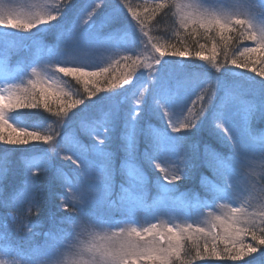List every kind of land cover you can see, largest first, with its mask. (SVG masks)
I'll return each mask as SVG.
<instances>
[{
	"label": "snow or ice",
	"instance_id": "1",
	"mask_svg": "<svg viewBox=\"0 0 264 264\" xmlns=\"http://www.w3.org/2000/svg\"><path fill=\"white\" fill-rule=\"evenodd\" d=\"M79 3L77 7V0H17L13 6L0 0V32L4 34L0 144L12 146L0 153V210L39 215V197L49 191L59 197L58 207L66 213H50L46 231H41L39 221L17 223L20 216L11 212L0 216V264H194L213 258L235 262L255 253H259L256 264H264V163L259 171L253 163L257 156L264 161V142L251 143L238 133L241 120H264V0H150L137 6L129 0ZM173 9L177 42H161L151 34L149 22ZM101 13L112 29V40L119 41L121 33L130 35L134 44L150 53L143 63L140 56H122L126 71L119 78L110 75L111 64L89 65L77 55L85 46L105 42L99 28L93 30L88 23ZM84 24L88 27L81 30ZM10 30L17 38L11 44ZM45 33L57 39L51 49L43 45L47 51L35 62L38 66L26 62L12 70L3 64L15 48L28 49L31 38L40 41ZM182 36L191 38L195 48ZM236 40L251 41L253 46H244L230 57L228 46ZM61 47L70 52H60ZM193 57L218 75L193 65ZM148 59L153 63H147ZM168 64L180 69L177 77L165 71ZM196 67L199 72L190 70ZM234 69L261 77L260 90L244 102L242 115L235 105L226 103L237 98L236 84L228 78ZM64 78L81 84L84 97L66 90ZM190 82L200 92L181 119L176 110H183ZM220 93V103L214 104ZM91 111L103 119L89 123ZM154 118L162 122L160 126L153 125ZM70 122L92 140L81 143L75 134L66 138L62 129L69 128ZM197 133L214 135L228 146L227 153L215 151L206 139L194 138ZM8 153L38 158L19 167ZM57 158L75 167L65 172L68 165L59 164ZM145 164L161 173L160 199L151 204L145 195ZM201 167L212 172L211 180L200 176L206 198L198 193L187 198L173 195L177 183ZM53 168V180L65 189L63 194L39 183V175ZM117 170L125 187L114 200ZM193 208L201 213L208 209L199 223L187 222ZM141 212L183 217L184 222L142 226L137 219ZM13 231L18 236L23 232V246L9 241ZM37 236H42V244H34Z\"/></svg>",
	"mask_w": 264,
	"mask_h": 264
},
{
	"label": "rangeland",
	"instance_id": "2",
	"mask_svg": "<svg viewBox=\"0 0 264 264\" xmlns=\"http://www.w3.org/2000/svg\"><path fill=\"white\" fill-rule=\"evenodd\" d=\"M4 3L9 4V5H15V3L17 2V0H3ZM110 2L112 4H116L118 2V0H110ZM95 3H102V0H95ZM79 6H81L79 4ZM91 10V9H89ZM128 19H131L130 17ZM104 14L101 13L100 15H96L94 14L93 19H91L88 23L93 25V30H96L97 28H99V31L101 32L102 35H104L106 37L105 42L102 45H88L83 47L78 53L77 55L80 57V59L84 62L87 63L89 65H96V66H100V67H106L109 64L113 65L115 63H118L120 61H122L121 57L122 56H130L132 53L135 52H139V56L141 57V62L143 63V57L144 56H150V53L148 52H144L143 51V45H138V44H134L133 39L130 35H126L124 33H121V38L119 39V41H115L111 39V32L112 29L111 27L104 23ZM135 22L133 21V24ZM88 27V24H84L82 25V29H85ZM137 36H140L141 34L139 32H136ZM17 38L12 36V30L9 31V37H8V42L14 43L15 40ZM25 39H29L28 37H25ZM56 35H53V38L50 41H44L41 37L40 41L35 40L34 38H31L30 43H31V47L28 49H23V48H15V50L8 55L6 58L3 59V64H7V66L12 69L15 70L17 68H22L23 65L28 62V63H32V66H38L35 62L39 61L44 55H46V51L45 49H43V45H48L49 49H51V47L56 43ZM247 41V40H245ZM244 41V42H245ZM119 43L120 47L116 48L115 44ZM247 43L252 45L251 41H247ZM249 46V47H251ZM4 47V34L2 32H0V49H2ZM129 49L128 51H124L123 49ZM60 52H70V50L64 49L63 47L60 48L59 50ZM118 53V54H115ZM0 56H3L2 51H0ZM166 59V58H165ZM168 60V59H167ZM114 61H116L114 63ZM147 63H153L152 59H148L146 61ZM199 62H195V60H192V64L193 65H203L205 68H207L208 72L210 73V71H215L211 68V66H207L205 65L206 62H202L203 64H198ZM190 70H194L199 72L200 68L196 67V68H190ZM137 71H147L144 69H137ZM165 71L169 74L170 77L174 78L177 77L180 74V69L175 65V64H168L165 67ZM27 73L30 74L31 73V67H29L27 69ZM15 74V72H14ZM212 75H215L213 73H211ZM237 73H232L228 78L232 79L234 81V83L236 84V90H235V94H236V99L233 100L232 98H229L226 103L230 104V105H235V109H238L241 112H243V104L245 101H251L253 99V94L256 93L258 94L260 88H251L248 84H246V80L244 79H234L235 77H237ZM28 78L27 75H25L23 77V79L26 81ZM143 79V78H142ZM240 80V81H239ZM134 84H139L138 81H134ZM202 86V85H201ZM128 87V86H125ZM188 88H189V94L187 99L184 102V107L183 110L180 111V109L176 110V115L179 118H183L185 115L188 114V107L191 106V101L193 99H195L196 95L199 94L200 92V88L196 86V83H189L188 84ZM135 90V89H133ZM150 94L148 92H145V96H149ZM219 95H223V93H220ZM218 96V95H217ZM117 100H119L120 98L117 97ZM126 107V105H125ZM107 110V105H106V109ZM103 119V116L98 114L97 112L95 113H91V120L89 121V123L91 122H99L100 120ZM154 126H160L161 125V121L156 120L155 118L152 121ZM251 124H252V120L248 121L247 123H244L243 120H241L240 126L238 128V133L239 135H241L244 139L248 140L251 143H255V144H259L261 142H264V132H260L258 133V139L256 140H252L249 137V131L251 129ZM77 127L73 128L74 130H72L69 134L65 135L66 138H71L73 134L76 135V138L79 139L81 141V143H87L90 142L92 140L91 137H89L87 135V133L81 128L79 130V132H77ZM102 131V129H101ZM213 148V147H212ZM224 149H222V151H218L215 149V151L217 152H221V153H227L228 151V146L226 144H224L223 146ZM214 149V148H213ZM142 151V149H141ZM121 158H122V153L120 154ZM33 158H38V156H34L32 158H28L24 161H21V165L24 166L25 164L28 163V161L30 159ZM58 159V158H57ZM254 165L256 166L257 171L260 170L259 166L261 163H264V161H261V159L259 158V156H257L254 161H253ZM116 168L119 169V161H116ZM143 167V171L145 174V179L146 181H148V185H147V190L145 192V195L148 198V203L151 204L154 200L158 201L160 199V193L162 191V189L160 188V184H161V179H159L161 177V173L156 170L154 168V165H142ZM50 171L53 174L52 170H49L47 172V175H50ZM245 172H247V169H244ZM200 176L201 174H203L207 180H211L212 179V172L211 170L201 167L200 168V173H198ZM200 176H199V182L200 184H202L201 180H200ZM115 178L118 180V182L115 183L114 187H116V184L119 187V194L121 193V188L125 187V185L122 184V181L124 180V177H122L119 173V171L117 170L114 175H113V180L115 181ZM121 179V180H119ZM207 181H205L206 183ZM264 183V182H261ZM178 187H184L180 182L177 183L176 188ZM176 188L174 189V191L176 190ZM114 189L113 188V194H114ZM173 191V192H174ZM118 194V196H119ZM190 194H188L187 192L183 193L180 197H185L187 198ZM201 197L206 198V194L204 192V189L202 190V193L199 194ZM115 197V199L118 198ZM191 205H194V201H190L188 202ZM208 211V209H204L203 213H206ZM203 213L201 212H197L193 210L189 213L190 214V219L187 220L188 223H199ZM114 215L116 219H119V213H115ZM138 222L142 225V226H147L148 223H159V222H167V223H174V224H182L184 222V218H175V217H169L167 215H163V214H147L144 212H141L138 214L137 216ZM15 226V225H14ZM41 240L43 238H40ZM0 242H3V235L0 234ZM43 243V241L41 242V244ZM254 262L256 263V261L254 260ZM209 264V263H208ZM252 264V263H250Z\"/></svg>",
	"mask_w": 264,
	"mask_h": 264
},
{
	"label": "trees",
	"instance_id": "3",
	"mask_svg": "<svg viewBox=\"0 0 264 264\" xmlns=\"http://www.w3.org/2000/svg\"><path fill=\"white\" fill-rule=\"evenodd\" d=\"M130 3L133 4V6H137V5H144L145 3L149 2V0H129ZM79 0H77V7H79ZM173 12L174 9L172 10V12H169L167 15L161 14L159 16H157L155 18L154 21H150L149 22V26L152 28V32L151 34L156 37L157 39H160L161 42L165 41V40H171L173 43L177 42V38L173 35L174 33V16H173ZM54 34L51 33H45V35L42 37V39L44 41H50L53 38ZM234 38L235 35L233 34ZM181 38L185 39L186 44L187 45H191L192 48H195V43L191 40V38H187L186 36H182ZM201 43H204V39L200 40ZM211 46V42H209V47ZM244 46H251V44L247 43V41H239L236 40L234 44H230L229 47V56L231 57L232 55H238L239 52L242 50V48ZM139 52H135L132 53L130 56H139ZM168 60H176L179 58L176 57H165ZM221 62H223L224 57L223 54H221ZM191 60H195V62H199L198 64H203L202 61L196 59V58H191ZM130 63V61H129ZM125 62L122 60L118 63H115L112 65V68L110 70V75L115 76L117 78H119L125 71ZM204 65V64H203ZM207 65V64H205ZM208 67L210 65H207ZM228 67H231L230 65H228ZM214 70V69H213ZM210 73H213L215 75H218L217 73H215V71H210ZM232 73H237V77H235L234 79H244L246 80V84H248L252 89L253 88H260V80L261 77L256 76L255 73L253 72H248L246 70L243 69H234ZM240 81V80H239ZM63 86L65 87L66 90H70L73 93H75L77 95L78 98H83L84 97V92H83V87L81 84H77L75 82V80L71 79V78H64V84ZM99 95H105V93L101 92L99 93ZM221 96L223 95H218L216 97H214V104H219L221 101ZM96 111H91V113H95ZM70 127L69 128H64L62 129V132L64 135L70 133L72 130H74L73 128H75L77 125L72 124V122H70ZM264 132V120H252V124H251V129L249 131V137L252 140H256L258 139V133L260 132ZM194 138H203L209 141L211 147H213L214 149H217L219 151H222L224 143H221L217 140V138L212 135L209 136L207 134H204L201 137V134L197 133L194 134ZM10 148L12 146H7V145H3L0 144V153H2L4 148ZM23 147V146H21ZM39 147L44 148L47 147V145H39ZM36 150H33V152L35 153ZM9 158L13 161V165L14 166H19V167H23L21 165V161H24L28 158L31 157H25L22 156L20 154H13V153H8ZM59 164H64V165H68V167H66L64 170L65 172L69 171L70 168H74V165H69L68 162L65 161H60L59 158L57 159ZM119 161V160H117ZM116 163V162H115ZM147 164H145L144 166H146ZM19 167L16 168L17 174L19 171ZM50 170H54L53 174L50 171V175H47L46 173L40 174L39 175V183L41 184V186H45L48 185L49 188L51 189L52 193H59V194H63L65 192V189L63 187L60 186V182L59 181H55L53 180V176L55 174V169H50ZM200 173V168L194 173V175L189 178V179H184L181 180L180 183L184 186V187H178L177 188V192L178 193H182L184 191L190 192V193H198L201 194L203 187L202 184H200L199 182V174ZM121 180V179H119ZM118 182V180L115 178V181L113 180V183ZM119 183V182H118ZM119 187L116 184V187L114 189V194H113V199L115 200V197L118 196L119 193ZM39 201H40V212L39 215H37V213L35 211H33L30 215L26 214V213H18L15 209H9L7 212L0 210V216L3 215H7L8 212H11L13 215H19L20 219L19 221H17V223H35L37 221H39L40 225H41V231H46L49 227V221H48V216L50 215V213H57V215H61V214H66L63 213V209L59 208L58 206L60 205L61 201L59 199L58 196H54L51 195L49 191H45L43 192L40 197H39ZM25 209L27 208V205L24 206ZM15 228V226H13ZM24 232L27 231V229L23 230ZM23 235V232L21 233L20 236L16 235L15 232L13 231V233L9 236V241L12 244H16V245H20L23 246L25 244L24 239L21 238V236ZM40 238H42V236H37L34 244L39 245L41 244V242L43 241V239L41 240ZM2 243V242H0ZM259 257V253H255L252 256H246L244 258V260H239V261H224V260H218L213 258L212 260L209 261H195L194 264H244V261H249L252 264H256L254 262V258H258Z\"/></svg>",
	"mask_w": 264,
	"mask_h": 264
}]
</instances>
